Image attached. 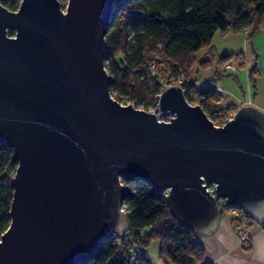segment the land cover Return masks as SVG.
<instances>
[{"label": "water", "instance_id": "obj_1", "mask_svg": "<svg viewBox=\"0 0 264 264\" xmlns=\"http://www.w3.org/2000/svg\"><path fill=\"white\" fill-rule=\"evenodd\" d=\"M122 1L0 0V144L18 163L0 264L91 262L129 228L121 176L168 191L189 230L213 231L223 199L264 225V112L218 128L179 86L157 99L171 121L114 99L104 41Z\"/></svg>", "mask_w": 264, "mask_h": 264}, {"label": "trees", "instance_id": "obj_2", "mask_svg": "<svg viewBox=\"0 0 264 264\" xmlns=\"http://www.w3.org/2000/svg\"><path fill=\"white\" fill-rule=\"evenodd\" d=\"M21 1L1 0L11 11L17 10ZM114 9L104 41L112 97L122 101L124 95L136 108L145 110L156 108L165 86L183 76L190 82L185 83L187 100L213 114L221 107L222 94L212 87L198 89L190 78L197 54L212 48L217 32L249 30V40L264 28V0H123ZM241 55L228 54L219 61L225 66ZM248 72L251 82L261 73L257 64ZM13 155L14 148L9 143L0 144V237L12 220L11 179L18 166ZM127 179L133 191L125 202L132 234H111L102 241L91 262L80 264H134L130 251L139 237L143 255L136 264H149L147 250L158 242L161 256L173 264H208L204 246L196 241L199 233L184 227L173 215L167 197L147 181ZM218 206L220 215L231 211L227 204L221 206L218 202ZM242 212L248 228L256 225L247 212ZM231 223L236 228L237 221L232 218Z\"/></svg>", "mask_w": 264, "mask_h": 264}, {"label": "rangeland", "instance_id": "obj_3", "mask_svg": "<svg viewBox=\"0 0 264 264\" xmlns=\"http://www.w3.org/2000/svg\"><path fill=\"white\" fill-rule=\"evenodd\" d=\"M69 0H64L62 1V8L65 10L66 6L68 4ZM264 30V28H263ZM264 32V31H263ZM220 34L221 32H217L216 35L214 36L213 40V46L211 49H206L203 51H200L197 54V59L196 63L193 67L190 69V78L195 82L198 83L202 86H207L211 85V87H216L218 84L221 83V80L225 83V92L222 93V98L221 102L219 103L221 106H225L230 104L231 101L235 102V104L242 105V102H248V101H255L256 100V94H257V89H261L263 82L261 79H259L260 75L257 77L255 81H249L248 76L249 72L248 69H251L253 67L258 66L259 68V60L260 63L262 59H264V50L261 53L258 50V48L254 45L255 39L257 35L253 38H250L249 40L246 39L244 33L243 36L245 37V42L243 43V48L236 49V51H232L233 46H228V45H223L220 43ZM10 36L11 35L9 33ZM223 36H228L230 37L231 35H234V32H229L227 34H222ZM230 39H233V37H230ZM264 44V43H263ZM219 45V49H222V53H217L215 46ZM222 45V46H221ZM263 49L264 46L262 45ZM228 54H233V55H239L242 54L240 59L233 58L231 61H229L230 64H233L236 67V70L234 72H229L226 74L224 71V66L223 63L219 61V59L222 56H228ZM258 56L259 59L256 58ZM209 61V62H206ZM206 63V64H205ZM228 63V64H229ZM241 63H245V65L241 66ZM107 72L109 73V68L106 66ZM260 69V68H259ZM224 71V72H223ZM242 72L241 78L239 79L238 76ZM261 74V73H260ZM232 84L233 88L229 92V85ZM170 85L167 84L165 86V89L169 88ZM253 93V94H252ZM112 94V93H111ZM122 101L121 103L123 105H129L133 104V101L130 100V98L125 97L124 95H121ZM256 102V101H255ZM255 106V104H252ZM142 109V108H138ZM235 110V109H234ZM149 111H154L157 112L158 119L161 121H168L170 116L166 114V112H161L158 111V108H152ZM221 206L226 204V201L220 200ZM224 214L232 220V217L230 213H225ZM147 261L149 264H173L171 261H169L166 257H162L160 254V243H154L152 244L149 249L147 250Z\"/></svg>", "mask_w": 264, "mask_h": 264}, {"label": "crops", "instance_id": "obj_4", "mask_svg": "<svg viewBox=\"0 0 264 264\" xmlns=\"http://www.w3.org/2000/svg\"><path fill=\"white\" fill-rule=\"evenodd\" d=\"M264 30H262L255 39L254 45L258 48L261 53V57L263 56V47L264 46ZM244 32L235 33L230 37L223 36L220 34V43L223 45L233 46L232 51H236V49L243 48V43L245 42V37L243 36ZM245 35V34H244ZM247 39V38H246ZM219 45L215 46L217 53H222V49H219ZM222 46V45H221ZM259 59V58H258ZM208 62V61H206ZM206 64V63H205ZM259 70L261 72L259 79L264 81V59H262L261 63L259 60ZM224 72V71H223ZM242 72H240L238 78L240 79ZM242 79V78H241ZM249 79V76H248ZM225 83L221 80V83L216 87H221L223 92H225L226 88ZM198 84V83H196ZM200 85V84H199ZM202 87H211V85L202 86ZM229 92L232 90L233 85L230 84ZM256 94V102L253 100L251 104L241 106L239 104H235V102L231 101L230 104L221 106V107H236L239 110L242 107H257L262 112H264V82L261 89H257ZM220 93V94H222ZM253 94V93H252ZM250 101H248L249 103ZM249 234L251 236V243L248 246L249 248H244L240 242L237 229L232 225L231 220L225 214H219V220L217 222L216 227L213 231L206 233H199L196 237V241L204 246L206 257L205 262L208 264H264V228L261 225H253L248 228Z\"/></svg>", "mask_w": 264, "mask_h": 264}, {"label": "built area", "instance_id": "obj_5", "mask_svg": "<svg viewBox=\"0 0 264 264\" xmlns=\"http://www.w3.org/2000/svg\"><path fill=\"white\" fill-rule=\"evenodd\" d=\"M244 34L245 37H247V39L249 38V30H244ZM155 66V65H154ZM236 70V67L233 64H225L224 66V71L226 73L229 72H234ZM185 83L190 84L189 81L186 80L185 77L181 76L178 80H176L173 83H170V87H173V85L175 86H179L183 89V92L185 91ZM198 85V89L202 88V85ZM217 93H222L223 90L221 87L216 88ZM191 105L197 106L201 104H195V102H189ZM246 105H252L251 101L248 103L246 102H242L241 106H246ZM203 108V106H202ZM204 109V108H203ZM235 109V110H234ZM239 109L233 106L230 107H219V109L214 110L213 114H207V117H210L211 121L213 122V125L215 127H222L225 126L228 122H230L232 119H234V115L237 113ZM172 116H170V118H168V121H171ZM165 121V120H164ZM121 185H123L125 188L128 189L129 193L133 191L131 190L130 186H129V181L126 177L121 176V180H120ZM211 193H215V187H211V189H209ZM165 197H167L168 191L163 193ZM123 210H125L128 213V210H126V205L124 203L123 205ZM230 215L231 217L237 221L236 223V229L238 232V236L240 239L241 244L243 245L244 248H248V246L250 245L252 239L251 236L249 234V229L246 226V219H245V215L243 214L241 208L239 207H235V208H231L230 211ZM114 236L116 235H127L130 236L132 233L129 231V228L124 232V234H116V233H112ZM141 237L144 236V233L140 234ZM139 237V236H138ZM140 238V237H139ZM139 238H137L136 242L133 243L134 245H132L131 247V251H130V255H131V262L136 264V262L139 261V259L142 257L143 255V247L142 244L139 242ZM122 240V238H118V241L120 242Z\"/></svg>", "mask_w": 264, "mask_h": 264}, {"label": "bare ground", "instance_id": "obj_6", "mask_svg": "<svg viewBox=\"0 0 264 264\" xmlns=\"http://www.w3.org/2000/svg\"><path fill=\"white\" fill-rule=\"evenodd\" d=\"M125 232V231H124ZM124 234V233H123Z\"/></svg>", "mask_w": 264, "mask_h": 264}]
</instances>
